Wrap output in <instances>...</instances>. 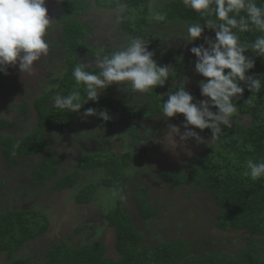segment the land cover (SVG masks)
I'll use <instances>...</instances> for the list:
<instances>
[{
  "label": "rangeland",
  "instance_id": "rangeland-1",
  "mask_svg": "<svg viewBox=\"0 0 264 264\" xmlns=\"http://www.w3.org/2000/svg\"><path fill=\"white\" fill-rule=\"evenodd\" d=\"M88 1L92 2L91 8L81 18L86 24L85 27L90 24L93 26L89 29V35L82 38L85 41V47L74 53L73 58H67L69 62L92 64L95 67L97 57L110 55L116 49L123 47L132 37L120 28L119 17L124 7L103 9L97 7L93 0H75L77 7L78 3ZM46 7L49 17L53 21L46 37L49 43L48 54L36 62L34 72L30 76L21 73L18 66H10L7 74L0 72L2 77L0 118L12 121V125L5 128L9 132H3L10 136L13 135L17 139L27 136L37 127L38 116L33 107L34 99L46 89L55 87L60 75L65 70L63 23L59 18L65 7L62 0H47ZM192 23L196 22H167L155 26L152 30L163 40L161 50L171 53L173 61H179L185 66L175 81L169 76L165 84L166 87L161 86V94L166 99L171 90L175 91L179 82H183L185 77L190 78L186 90L193 95L195 101L206 99L201 95L199 86L205 78L195 71L197 58L190 49L202 44L207 47L204 37L214 38L215 32L205 29L201 38L193 43H188L183 36L186 34L187 26ZM149 50L153 52L154 49L149 48ZM68 65L70 66L69 63ZM173 71V67L170 68V74ZM56 95H60V92L52 95L51 103L53 104ZM13 96L16 101H13L11 106L8 103ZM150 99L149 93H131L125 91L122 85L114 84L103 91L99 101L105 103L116 100L120 105L127 106L131 112L130 118L125 119L127 115L122 113L123 109L121 108L109 113L111 118L106 124L102 123L98 116L83 117L80 114L65 131L52 128L49 132L51 142L45 149L37 154L24 155L13 166L6 165L0 148V181L2 182L0 185V209L7 211L18 207L31 208L46 214L50 221L49 229L36 238L28 240L19 251L15 252V256L30 257L35 264H39V262H44L46 252L50 247L67 241L73 248L96 243L106 251V256L111 258L114 256L113 250L108 246L107 237L102 236L106 230L104 224L107 222L106 214L111 209L109 217L112 220L122 217L130 223L136 234L143 238H145L144 230L136 224V221L140 223V219L144 218L143 212L146 211L151 216L149 217L151 220L155 219L153 225L157 223V219L161 220L162 217V227H159L153 234L148 231L147 234L150 238L147 239L149 241L150 239L157 240L158 236L161 237L160 242L171 238L190 239L192 243L189 244V248H192L196 255L202 250L207 252L209 250L217 253L229 252L232 254L231 256H236L250 244L247 230L218 228L216 225L218 211L210 196L212 192L204 188L195 189L202 184L195 185L186 182L173 188V181L176 182L178 179V183L183 172L187 169L188 172L189 170L191 172V167L188 168V164L185 163L189 157L201 153L206 147L217 143V141L209 143L212 133L206 134L200 129H195L205 142L197 143L194 139H190L186 145L180 142L179 136H176L175 139L182 146L176 150L169 149L161 143L162 139L170 124L179 126L183 133L185 131L184 117L182 114H178L166 120L161 116L160 110H156L153 115L151 112L147 114V110L155 105V102ZM8 108H10L9 113L4 111ZM250 121L251 118L247 114L238 113L233 117V122L240 124L249 125ZM77 137L85 141L86 149L97 150L98 153H93L92 156L97 157V154H103L104 157H107L111 154L118 160L125 152H131L134 155L129 165L124 168V171H121L123 178H127L123 183L117 184L120 181V178H117L118 173L113 174L105 168H93L91 172L78 180L75 187L69 189L67 198L63 199V192L60 195L63 200L59 202L60 199L55 194L57 183L66 175L75 176L77 174V162L82 159H79V156L87 151L76 145L75 138ZM49 155H56L59 173L42 179L35 174V170L41 168L44 172L45 169H49L52 161L47 158ZM70 156L78 158V161L69 160ZM183 163L185 167L179 168L183 171L179 170L175 173L172 169V171L168 170ZM148 166L151 167L150 169L156 167L163 170L162 172L168 170L172 180L167 183L171 188L167 186L163 178L154 183L152 174L146 171ZM105 179H113V181L106 180L108 184H103ZM43 180L45 184H42ZM122 185L126 198L130 200L128 204L120 196L123 193ZM113 190L117 191L119 196L112 197ZM96 192H98L95 196L96 208L90 209L95 207L93 205L88 207V210L85 209L87 212H83L85 216L81 220L78 215L79 209L72 208V204L70 207L68 203L71 200L75 201L78 196L87 198L95 195ZM51 195L55 196L50 198ZM77 227L81 229L78 228L80 230L76 231ZM203 237L205 242L201 243L199 239L203 240ZM254 237L256 244L260 247L259 253L264 258V234ZM112 238L113 235L109 236L111 242ZM170 244L173 248V243L170 242ZM8 263L6 252L0 251V264ZM111 263L113 262L111 261Z\"/></svg>",
  "mask_w": 264,
  "mask_h": 264
},
{
  "label": "trees",
  "instance_id": "trees-1",
  "mask_svg": "<svg viewBox=\"0 0 264 264\" xmlns=\"http://www.w3.org/2000/svg\"><path fill=\"white\" fill-rule=\"evenodd\" d=\"M62 2L65 8L59 18L63 23L62 37L65 43L64 74L60 75L59 83L57 82L55 87L46 89L35 98L34 109L37 112L38 124L30 134L19 139L13 135L4 134V129L12 125V121L0 118V148L7 166H13L24 155L37 154L45 149L51 142L50 130L56 128L59 131H65L67 126L74 123L76 118L83 113L84 109L94 108L98 111L106 109L108 113H111L113 110L121 108L123 109L122 113L127 115L125 119L130 118L131 112L128 107L120 105L116 100L105 103L89 102L84 105L81 113L61 110L51 103L52 95L55 93L60 92V95L66 96L76 89L72 70L79 63L69 62L67 57L73 58L74 53L85 47V41L82 38L89 35V29L93 26L90 24L89 27H85L86 24L81 18L91 8L92 2H80L78 7L75 0H62ZM93 2L97 7L103 9L124 7L119 17L120 28L132 38H143L149 44L148 47L154 49V59L159 65L173 67L174 71L169 75L173 81L181 75V71L185 68L184 64L173 61L171 53L161 50L163 40L152 30L155 26L167 22H203L197 13L183 5L182 0H93ZM261 2L264 0H258V3ZM154 13L164 14L166 19L157 22L153 19ZM256 35L259 33L248 32L240 34V38L242 42H250ZM246 55L253 54L246 53ZM255 59L256 67L251 70L250 74H255L258 77L264 76V58L255 57ZM89 70L99 71L95 67ZM260 78L262 87L258 92L250 93L245 87L244 96L234 100L238 113L250 116V124L232 122L231 128H223L217 143L206 147L201 153L190 156L185 162L188 164V168L191 167V172L190 170L188 172L187 169L183 172L178 183V179L176 182L173 181V188L186 182L208 187L219 206V219L216 225L223 230L229 228L247 230L249 232L248 239L251 241L247 245L248 247L246 246L236 256H231L232 254L229 252L217 253L209 250L208 252L202 250L196 255L192 248H189L192 241L173 239L152 250L147 244L142 245L144 238L136 234L130 223L122 217L112 220L109 217L110 210L107 219L116 228V253L114 256L107 257L106 251L96 243L73 248L67 241H62L50 247L46 252L44 262H39V264H264V258L259 253L260 247L256 244L254 237L264 234V178L253 181L243 174L246 170L245 162L248 159L257 162L264 160V77ZM1 80L0 76V86ZM160 88L161 86H158L148 92L151 95L150 100L154 101L155 105L147 110V114L151 112L153 115L156 110H160L159 107L163 101L167 100L161 94ZM80 91L82 98L86 99L83 86H80ZM249 97H251V104L247 102ZM100 121L104 124L107 123L102 119ZM203 131L206 134H211L210 129ZM249 146L251 150H249ZM113 156L110 154L104 157L103 154H97L96 157L87 154L80 161L79 169L105 168L113 170V174L118 173L117 178H120V181L117 184L119 185L124 182V179H127L123 178L121 171H124V168L129 165L133 155L131 152H125L118 160L116 156ZM47 158L52 160H50L49 169H45L44 172L41 168L35 170V174L42 179L59 173L56 155H49ZM182 167H185L184 163L171 169L177 173L182 170L179 169ZM162 173L161 177L167 182H171L169 171ZM78 175V170L75 176L66 175L57 183L58 188H73ZM106 180L113 181V179H105L103 184L107 183ZM42 184H45L44 180ZM201 187L198 186V189ZM78 200L86 202L90 200V197L78 196ZM143 213L144 218L151 217L146 211ZM49 226L50 221L47 215L37 210L19 207L7 211L0 209V251L6 252L8 264H35L32 258L15 256V252L19 251L28 240L45 233ZM78 230L80 229L77 228L76 231ZM170 242L173 243V248Z\"/></svg>",
  "mask_w": 264,
  "mask_h": 264
},
{
  "label": "clouds",
  "instance_id": "clouds-1",
  "mask_svg": "<svg viewBox=\"0 0 264 264\" xmlns=\"http://www.w3.org/2000/svg\"><path fill=\"white\" fill-rule=\"evenodd\" d=\"M46 2L47 0H0V72L7 74L10 66H18L21 73L30 76L34 72L36 62L48 54L49 43L46 37L53 21L49 17ZM182 2L203 21L189 24L183 38L188 43H193L202 37L205 29L214 31L215 37H204L207 47L202 44L190 49L197 58L195 71L205 78L199 86L201 95L206 99L195 101L193 95L186 90L190 78L185 77L160 106V114L166 120L178 114L184 117L185 131L182 133L179 126L170 124L162 139L161 143L171 150L182 146L175 139L176 136H179L183 145L190 139L204 143V138L195 129L201 131L210 129L212 136L209 143L217 141L223 128H231L233 117L238 114L234 100L244 96L245 87L250 93L258 92L262 87L260 77H264L250 74L256 67L255 57L264 58V2L258 3V0H182ZM153 19L162 22L166 16L154 13ZM248 32L259 35L250 42H242L240 34ZM148 45L143 38L130 39L110 55L97 57L95 68L99 70L98 72L89 70L93 67L92 64H77L72 70L76 89L66 96L56 95L55 107L71 113H81L85 104L98 102L103 91L114 84L122 85L125 91L140 94L164 86L169 79L171 67L159 65ZM246 53L253 55L249 56ZM80 86H83L86 99L82 98ZM247 102L251 104V97ZM82 115L98 116L104 121L111 118L106 109L98 111L87 108ZM245 164L246 170L243 173L245 177L253 181L264 178V160L257 162L248 159ZM77 170L81 171L79 168ZM78 179L79 177L77 182ZM56 187L58 188V185ZM111 196L117 197L119 193L113 190Z\"/></svg>",
  "mask_w": 264,
  "mask_h": 264
},
{
  "label": "crops",
  "instance_id": "crops-1",
  "mask_svg": "<svg viewBox=\"0 0 264 264\" xmlns=\"http://www.w3.org/2000/svg\"><path fill=\"white\" fill-rule=\"evenodd\" d=\"M75 143H76V145H78V146H80V147H83L84 149H85V151L86 152H83V153H85V154H83V153H81L80 154V156H79V159H81V158H83V156H85V155H87V154H91V153H98L97 152V150H91V148H89V149H86L85 148V145H86V143H85V141L83 140V139H79V137H77V138H75ZM89 152V153H88ZM82 155V156H81ZM134 155V154H133ZM139 159L141 160V158L139 157ZM69 160H71V161H78V158H76V157H73V156H70L69 157ZM69 160H67V162H70ZM78 163V168H79V164H80V162H77ZM148 164V163H147ZM149 165V164H148ZM77 168V169H78ZM151 167H147V170L146 171H148V172H150L151 174H152V176H153V180H154V183L156 182V180H160L161 181V179H162V177H161V175H162V171L163 170H160V169H158V168H156V167H152V169H150ZM171 168H169L168 170H170ZM91 170L92 169H85V170H81V171H79V175H78V177H79V179L78 180H80V179H82L83 177H84V175L85 174H87V173H89V172H91ZM146 171H143V172H146ZM111 172V171H110ZM111 173H113V172H111ZM129 180H131V179H129ZM166 181V180H165ZM154 183H152V184H154ZM85 184H88V183H86L85 182ZM166 184H167V186L169 187V188H171L170 186H169V184L167 183V181H166ZM57 191L55 192V194H57L58 195V199H60L59 200V202H61V200H63L65 197L67 198L69 195H68V192H69V189H71V188H55ZM136 189H137V187H136ZM63 190V191H62ZM65 191H66V193H65ZM64 192V195H63V199H61V194ZM122 192H123V185H122ZM98 194V192H96L95 193V195H91L90 196V200L89 201H86V204H84L85 202H80L78 199H77V197H76V199H75V201L74 200H71L68 204H69V206L71 207V204H72V208H74V209H76V210H78L79 209V217H80V219L82 220V218H83V216H85L84 214H83V212H87L85 209H87L88 207H92L93 205L95 206V207H92V208H90V209H94V208H96V203H95V196ZM68 195V196H67ZM53 196H55V195H51L50 196V198H52ZM121 197H122V200H124V202L125 203H127L128 204V202H130V200H128L127 198H126V195H125V193L123 192V193H121V195H120ZM52 200V199H51ZM59 204H61V203H59ZM63 205H64V203H62ZM89 209V210H90ZM88 210V209H87ZM137 211V210H136ZM135 211V212H136ZM106 212V211H105ZM108 213V212H107ZM106 216H107V214H106ZM105 225H106V230L104 231V233H103V237L105 238V237H107V242H108V246H109V248L111 249V250H113L112 251V253L113 254H115L116 253V247H115V245H116V228H115V226H113V225H111L108 221L106 222V223H104ZM77 228H80V227H77ZM76 228V229H77ZM81 229V228H80ZM111 235H113V238H112V242H111V240L109 239V236H111ZM110 249H108V250H110Z\"/></svg>",
  "mask_w": 264,
  "mask_h": 264
},
{
  "label": "flooded vegetation",
  "instance_id": "flooded-vegetation-1",
  "mask_svg": "<svg viewBox=\"0 0 264 264\" xmlns=\"http://www.w3.org/2000/svg\"><path fill=\"white\" fill-rule=\"evenodd\" d=\"M11 71H12V69H11ZM12 100L8 103V104H10L11 106H12V102L13 101H16V99H15V97L13 96V98H11ZM1 103H3V102H1ZM10 110V108H8V109H6V110H4L5 112H8ZM10 112V111H9ZM8 112V113H9ZM11 117H12V115H11ZM11 126V125H10ZM5 132H9L8 130H4ZM198 154V153H197ZM193 156V155H192ZM202 188H204V189H207L208 191L210 190L208 187H206V186H204V185H202V187L200 188V189H202ZM196 190H198V188H195ZM195 189H194V191H195ZM210 196H211V198H212V200L215 202V204L216 205H214L216 208H217V211H218V215H219V206H218V204H217V202H216V200H215V197L212 195V193H210ZM160 212V211H159ZM160 217H161V214H160ZM138 218H140V217H138ZM218 219H219V217H218ZM141 221H140V223H137V221H136V224L138 225V226H141L142 228H143V230H144V235H145V238H144V240H143V242H142V245H145V244H147L148 246H149V248L150 249H156L157 247H159L161 244H163L164 242H166V241H169V240H173V238H171V239H167V240H163L162 242H160V236H158L157 237V240H152V239H150V241L147 239L149 236H148V231H151L152 232V234L155 232L156 233V230L160 227H162V223H163V219H162V217H161V220L160 219H157V223L155 224V225H153V222H154V220L155 219H150V218H141L140 219ZM194 227H196V226H194ZM195 229V228H194ZM220 229V228H219ZM223 230V229H222ZM147 234V235H146ZM206 236V235H205ZM150 238V237H149ZM174 239H181V238H174ZM187 240H190V239H187ZM200 240V242L201 243H204L205 242V239H204V237H203V240H201V239H199ZM156 243H158L157 245H155Z\"/></svg>",
  "mask_w": 264,
  "mask_h": 264
}]
</instances>
